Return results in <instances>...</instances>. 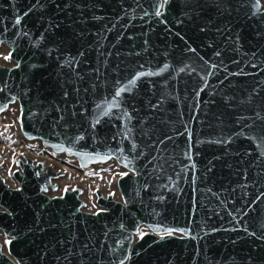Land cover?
<instances>
[{
    "label": "water",
    "instance_id": "95a60500",
    "mask_svg": "<svg viewBox=\"0 0 264 264\" xmlns=\"http://www.w3.org/2000/svg\"><path fill=\"white\" fill-rule=\"evenodd\" d=\"M0 49V127L119 169L15 156L0 264H264V0H0Z\"/></svg>",
    "mask_w": 264,
    "mask_h": 264
},
{
    "label": "rangeland",
    "instance_id": "374dc122",
    "mask_svg": "<svg viewBox=\"0 0 264 264\" xmlns=\"http://www.w3.org/2000/svg\"><path fill=\"white\" fill-rule=\"evenodd\" d=\"M3 50L0 49V62L3 57ZM3 126L0 127V174L9 181V171L13 163V158L20 153L48 160L66 170V176L61 179L60 185L76 184L83 190V198L92 207V191L99 188L102 191L113 190V180L119 173V169L112 165L107 168H98L88 172H83L73 165L64 163L60 159L54 158L44 153L37 143H24L20 140L15 124L14 109L3 113Z\"/></svg>",
    "mask_w": 264,
    "mask_h": 264
}]
</instances>
